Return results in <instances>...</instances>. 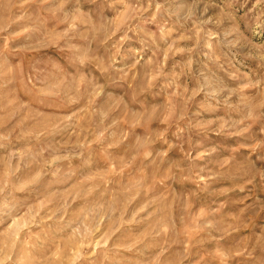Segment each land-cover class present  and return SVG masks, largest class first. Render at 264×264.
I'll return each mask as SVG.
<instances>
[{
	"label": "rangeland",
	"instance_id": "1",
	"mask_svg": "<svg viewBox=\"0 0 264 264\" xmlns=\"http://www.w3.org/2000/svg\"><path fill=\"white\" fill-rule=\"evenodd\" d=\"M0 264H264V0H0Z\"/></svg>",
	"mask_w": 264,
	"mask_h": 264
}]
</instances>
